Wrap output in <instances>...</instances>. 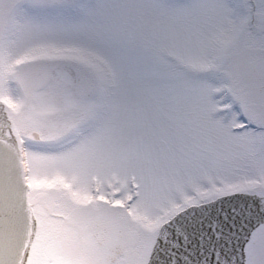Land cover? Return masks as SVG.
<instances>
[{"label":"snow or ice","instance_id":"6c2138e0","mask_svg":"<svg viewBox=\"0 0 264 264\" xmlns=\"http://www.w3.org/2000/svg\"><path fill=\"white\" fill-rule=\"evenodd\" d=\"M0 264H264V0H0Z\"/></svg>","mask_w":264,"mask_h":264}]
</instances>
